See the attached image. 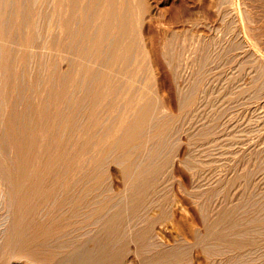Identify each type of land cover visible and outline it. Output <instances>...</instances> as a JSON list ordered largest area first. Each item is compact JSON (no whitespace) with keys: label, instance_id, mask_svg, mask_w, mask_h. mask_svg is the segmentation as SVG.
<instances>
[{"label":"bare ground","instance_id":"bare-ground-1","mask_svg":"<svg viewBox=\"0 0 264 264\" xmlns=\"http://www.w3.org/2000/svg\"><path fill=\"white\" fill-rule=\"evenodd\" d=\"M218 2L225 5L228 34L220 46L210 51L201 36L188 47L174 37L163 42L164 65L174 85L181 83L180 109L172 114L153 90L154 61L141 34L148 12L144 0H0V264H126L130 244L138 260L158 264H175L183 246L199 247L211 264L257 259L264 249V186L256 192L253 180L264 173V54L256 45L263 33L256 39L248 25L236 28L235 0ZM220 63L237 72L220 74L225 85L215 86V100L207 95L205 101V81L214 84L216 70L225 75ZM208 107L204 117L197 116ZM242 113L240 122L236 114ZM186 116L201 117L193 126H202L191 133L224 150L223 163L215 158L225 167L222 176L209 184L216 171H208L218 162L204 158L208 149L199 141L204 156L194 145L213 165L205 162L209 170L202 177H213L206 188L200 177L196 197L204 203L221 197L222 203L210 221L196 199L195 209L208 223L205 236L193 230L191 241L166 246L155 237L153 223L160 218L152 219L150 211L162 200L158 175L165 162H173L177 124ZM217 125L223 135L216 137ZM110 166L133 198L113 190Z\"/></svg>","mask_w":264,"mask_h":264},{"label":"rangeland","instance_id":"rangeland-1","mask_svg":"<svg viewBox=\"0 0 264 264\" xmlns=\"http://www.w3.org/2000/svg\"><path fill=\"white\" fill-rule=\"evenodd\" d=\"M256 1V0H255ZM254 0H235V2L234 3H236L235 5L233 4H231L230 6H231V10L232 11H234V12H232L233 14H235V15H237L238 16V18H237V21L239 22V24H238V22L236 23V22H234L235 24H237L236 25V28H237V26H238V28L239 29H245V27L243 28V26H247L248 25V27L249 28H247L248 29V32L251 30V31H253V33H251V31H250V33L249 34H253L252 35V38H253V36H255V34L256 33H258V31H259V33L260 32H262L263 33V35L262 36H260L259 37V33L257 34L258 36L256 37V39H258V37H259V41L261 42H259L258 40H256L255 42L257 43V41H258V43L259 44H256V45H258L259 46V50L264 54V0H257V2H255ZM144 2H145V5H146V7H147V13H146V17H145V20H144V25L142 26V29H141V34H142V37H143V41H145L144 43L146 44V47H147V49H149L150 48V50H148V52L149 53H151V54H149V55H151L150 56V59L152 60V62L154 61V63H152V65H153V67H154V69H153V72L155 73V75H154V80H155V82H154V92L156 91L157 92V96L161 99V101H164V102H162L163 103V106H165L166 105V109L164 108V111L165 112H167V113H172V114H177L178 112H179V109H180V107H179V109H178V106H179V104L177 103V102H179L178 101V96H179V93L178 92H180L181 90V88H179V87H181V83H179L180 84V86H179V84H177L178 85V88L177 87H175V86H177V85H174V84H176L175 82H177L173 77H172V74H171V72H170V68H169V65L168 66H166L167 65V62L165 61V60H162V59H164L163 58V56H162V53L163 52H165L166 51V43H167V40H169V39H171V38H173L174 37V39H176L175 41H178L179 43H181V41L182 42H184V44H180L182 47H184L185 45H186V47H188L187 45H195V44H198V42H200V41H202L201 40V38L203 39V41L201 42V44L203 43V44H205L206 43V47L211 51V48H212V50L214 49V48H216V45L215 44H218L217 45V47L218 46H220L221 44H222V42H223V40H225V38H226V35H228L227 34V32H226V29H225V19H227V18H225L224 16H223V10L222 9H224V6L225 5H221V8H220V4H219V2H218V0H144ZM254 2V3H253ZM240 7V8H239ZM219 8H220V10H219ZM236 8V9H235ZM150 9V10H149ZM233 9H235L236 10V12L237 13H235V10H233ZM242 10V11H241ZM220 11V12H219ZM220 13V15H219V13ZM245 13V14H244ZM148 14V15H147ZM242 14V15H241ZM244 16V17H243ZM249 16V17H248ZM247 17V18H246ZM221 18H224L223 20H221ZM245 20H244V19ZM247 19H248V21H247ZM244 20V21H243ZM242 21V22H241ZM151 22V23H150ZM222 22H223V24H222ZM247 24H246V23ZM252 22V23H251ZM234 23H232V24H234ZM231 24V25H232ZM235 24L234 25H232V27H235ZM246 24V25H245ZM222 25H223V28H222ZM243 25V26H242ZM226 27H227V24H226ZM260 29H259V28ZM262 27V28H261ZM224 29V30H223ZM255 29H258V30H255ZM262 30V31H261ZM224 31V32H223ZM172 32H175V34H173ZM226 32V33H225ZM254 32H256V33H254ZM172 33V34H171ZM178 33V34H177ZM261 33V34H262ZM169 34H171L170 36H169ZM185 34V35H184ZM188 34V35H187ZM178 35V36H177ZM170 38H169V37ZM189 38H188V37ZM192 36V37H191ZM200 36H201V38H200ZM225 36V38H221V37H224ZM186 37V39H184ZM195 37V38H194ZM198 37V38H197ZM167 38V39H166ZM178 38V39H177ZM187 38L189 39V42L188 41H186L187 40ZM191 38V39H190ZM197 38V40H195ZM200 38V39H199ZM263 38V39H262ZM181 41H180V40ZM184 41H183V40ZM215 39H217V41L215 40ZM221 39H223V40H220ZM164 40V41H163ZM198 40H200V41H198ZM208 40V41H207ZM210 40V41H209ZM214 40V41H213ZM218 40H219V42H220V44H219V42H218ZM193 41H195L196 43H194ZM198 41V42H197ZM216 41V42H215ZM163 42H165V45L163 44ZM211 42V43H210ZM218 42V43H217ZM179 43L177 44V42H175V45H177V49H179L181 46L179 45ZM188 43V44H187ZM193 43V44H192ZM202 44V45H203ZM211 46H210V45ZM213 44V45H212ZM261 44V45H260ZM179 45V46H178ZM184 45V46H183ZM207 45H209V46H207ZM214 45H215V47H214ZM263 45V46H262ZM162 46H164L163 48L165 49H163L162 48ZM204 46V45H203ZM204 46V47H205ZM257 46V47H258ZM157 47V48H156ZM158 49V50H157ZM181 49V48H180ZM183 49V48H182ZM207 49V50H208ZM263 49V50H262ZM161 50H162V52H161ZM157 52H159V53H157ZM154 54H156V55H158V54H160V59L163 61H158V60H160L159 58L156 60L155 58H156V55H154ZM163 54H165V53H163ZM182 54H188V53H183L182 52ZM155 56V57H154ZM159 56V55H158ZM58 57V56H57ZM56 57V58H57ZM52 58V57H51ZM51 58H49V59H51ZM55 58V59H56ZM156 62V63H155ZM161 62V63H160ZM165 62V63H164ZM164 64H166V65H164ZM221 64V63H220ZM219 64V65H220ZM63 65H65V64H63ZM163 66H165V67H163ZM217 66V65H216ZM224 65V63H222L221 64V66H219V67H221V69H218L219 71H225L224 73H225V75L221 72V73H216L217 72V70L216 71H214L215 72V74H217V75H215V74H212V77L214 76V78H217V80H215L214 81V84L211 82V81H205V83L207 84V85H209V87L206 85V84H204V88H205V90L203 89V87H201L202 89H201V94L203 95V96H205V101L207 100L206 99V97H207V95L208 96H211L212 98H213V100H215V96L218 94V93H215V92H217L218 90L216 89V87L219 89L220 88V90H222V87L225 85V82L223 81L224 80V78H226V77H223V76H229V74L228 73H230V75H233L234 74V70L237 72V67L236 66H234L233 65V67L231 66V65H228V66H225ZM160 67V68H159ZM161 67H163V68H161ZM229 67V68H228ZM235 67H236V69H235ZM156 68H158V69H156ZM167 68V69H166ZM224 68H225V70H224ZM233 68V69H232ZM165 70H167V71H165ZM232 70V72H230V71ZM218 71V72H219ZM235 72V73H236ZM169 75H168V74ZM232 73V74H231ZM220 74H222V75H220ZM237 74V73H236ZM160 75V76H159ZM220 75V76H219ZM235 75V74H234ZM166 76V77H165ZM167 76H168V79H167ZM223 78H222V77ZM157 77V78H156ZM172 78V79H171ZM171 80H172V82H171ZM216 81H218L219 83H220V85H219V83L217 82V84L215 83ZM208 82V83H207ZM144 83V81L142 82V84ZM204 83V82H203ZM203 83L201 84L202 86H203ZM214 85V86H213ZM143 86V85H142ZM213 87V89H212V87ZM216 86V87H215ZM218 86H220V87H218ZM211 87V88H210ZM214 89H215V91H214ZM179 90V91H178ZM207 90H209V93H208V91ZM159 91V92H158ZM206 91V92H205ZM205 92V93H204ZM212 92H214V93H212ZM219 92V91H218ZM208 93V94H207ZM212 93V94H211ZM177 94H178V96H177ZM214 94H216V95H214ZM160 95V96H159ZM177 96V97H176ZM211 98V99H212ZM163 99V100H162ZM210 100V99H209ZM217 102V103H216ZM215 102V104H217L218 106H219V104L220 103H218V101H216ZM220 102V101H219ZM165 104V105H164ZM200 105V104H199ZM200 106H202V104L200 105ZM209 108L210 107H208V109H204V110H202L199 114H197V116H199L202 112H204V114H205V112H207L208 110H209ZM244 113V112H243ZM242 113V115L241 114H236L237 116H238V121H240V120H242V121H245L244 120V114ZM202 115H203V113H202ZM202 115H200L201 117H204V115L202 116ZM240 115V116H239ZM197 116H196V118H194L192 121L191 120H189V118H187V116L184 118L183 117V119H181L179 122L180 123H178L177 124V126H178V128H179V130H176V132L177 133H175L177 136H175V134H174V136L177 138V139H179L180 141H176L175 139H173L174 138V136H173V138H171V140H173V142H174V140H175V142L173 143V145L175 144V146H173V147H171V149L173 150V148H174V150L171 152L172 154H171V157L173 156L174 158L171 160V161H173V162H170V161H168V163L167 162H165V164L163 165L164 167L160 170V173L159 174H161V175H158V179H157V181L162 185V190L164 191V192H162L161 194H160V203H158V205L156 204L155 206L157 207H153L152 208V211H150V216H151V218L152 219H158V218H160V219H158V222L157 221H155V223H153V226H154V234H155V237H156V239H157V241L158 242H160V244H162V245H168V246H171V245H173L174 243H175V240L177 239H179V240H184L185 238V240L186 241H191V239L193 238L191 235H193L192 233H193V230H194V232H196V231H198L199 230V232L201 233H199V235H202V237L203 236H205V234H206V227H207V224L208 223H205L204 222V220H202L203 218L201 217V215L199 216V214H200V212H199V210H197L198 209V207H197V205H199V204H204V206H205V210H208L209 211V216H208V218H209V220L211 221V219H212V217L210 216L211 214L210 213H212V211L214 210L213 208H214V206H217V205H221V203H222V201H221V197L219 198V197H217V198H215L216 199V201L214 202L213 200L212 201H207L206 203H207V205L210 207H206V203H204V201H205V199L203 198L201 201H199L198 199H197V197H196V195H197V191L200 189V186H198V185H200V180H201V178H203L202 177V175L204 174L205 175V172L204 171H208L209 170V167L212 165V164H214V163H216V162H218L219 160V162L221 163H223V156H224V154H223V149L221 148H218L219 147V145L218 146H216L217 144H215L214 143V145H212V147H211V144L212 143H209V145H208V143H207V138H206V140L204 139V140H202V138H200V137H197V136H195L194 135V133L196 132L195 130L196 129H198L199 128V126L200 125H196V126H198V128H196V126H193L194 125V123L195 124H197V122L196 121H198L197 119L199 118H197ZM206 116V115H205ZM201 117L199 118V119H201ZM235 118V117H234ZM242 118V119H241ZM196 119V120H195ZM203 119V118H202ZM189 121H191V122H189ZM224 121V120H223ZM222 121V122H223ZM242 121H240V122H242ZM183 124H182V123ZM188 122V124H186ZM225 122H226V119H225ZM239 122V123H240ZM191 123V124H190ZM193 123V124H192ZM186 124V125H185ZM203 124H205V123H203ZM225 123L223 122V123H220V124H218V125H221V127H224V130H225V125H224ZM183 125H185L186 127L184 128L183 127ZM192 125V126H191ZM217 125V126H218ZM222 125H224V126H222ZM202 126V125H201ZM200 126V127H201ZM187 127H189V128H187ZM220 127V129H219V126H218V128L216 129H214V132H216L215 130H221L222 131V129L223 128H221ZM180 128H182L181 130H182V132H181V130H180ZM196 128V129H195ZM184 129V130H183ZM189 129V130H188ZM192 129H193V132L194 133H191L192 132ZM186 130H188L189 131V134H187L188 133V131L187 132H184V131H186ZM191 130V131H190ZM221 131H218V132H216V134H215V136L217 137V135L218 134H220V132ZM224 133L226 132V130L225 131H223ZM223 132H222V134H220V135H223ZM179 134V135H178ZM188 135V136H187ZM192 135H194V136H192ZM191 136V137H190ZM193 137H194V139L195 140H193ZM192 138V139H191ZM196 138H197V140H196ZM199 139V140H198ZM200 139L202 140V141H206V143L205 142H202V141H200ZM212 139V138H211ZM197 141H199V142H197ZM194 142V143H193ZM198 143L201 145V146H204L203 148H204V150H206L205 148L207 147V149L209 150V153H208V150H206L207 151V153L206 154H209V155H205L204 156V151L202 152L201 151V148L199 149V147H200V145L198 146ZM189 145L191 146V147H194V148H189ZM194 145H196L197 147H198V149H199V151H201V153L203 154V156H204V158L206 159L207 157H210V158H208V160H211L212 161V164H210V162L211 161H208V160H206L205 162L207 163V164H209V167L207 166V170H205V162H204V158L202 157V156H200V152L198 151V154L199 155H197V151H194V150H198L197 149V147L196 146H194ZM208 146H210L211 147V149H209L210 147H208ZM214 146V147H213ZM216 147V148H215ZM181 148V149H180ZM212 148L213 149H216V151H214L213 152V150H212ZM217 148L219 149V150H217ZM192 149V150H191ZM210 150H211V152H212V154L214 155H212L211 153H210ZM176 151V152H175ZM178 151V152H177ZM218 151L220 152V153H218ZM194 152V153H193ZM189 154V155H188ZM201 154V155H202ZM222 155V157H221V155ZM193 155H195V157H196V155L197 156H199L198 158H195ZM210 155H212V158H211V156ZM218 155H220V156H218ZM185 156H188L187 158L185 157ZM190 156H192L191 158H190ZM216 156H218V157H216ZM177 157H179V158H177ZM204 159H202V158ZM185 158V159H184ZM195 158V159H194ZM215 158H217V160L215 159ZM224 158H225V156H224ZM187 159V161L189 160V163H187V161H185ZM200 159H202L203 160V162H202V160H199ZM212 159H215L216 161L214 162V160H212ZM183 160L185 161V163H183ZM194 160H196L197 161V164H199V165H197L196 164V162L194 161ZM192 161H194V163L196 164V165H194V164H192L193 162ZM191 162V163H190ZM219 162L217 163V165L216 164H214V169H213V167H212V169L214 170H212V171H208V173H215V171H216V174L218 175L219 173L221 174L222 173V171H223V169H225V167H223L224 165L223 164H221V165H223L222 167H221V165L219 164ZM180 163V164H179ZM202 163H204V164H202ZM167 164V165H166ZM186 164H187V166H186ZM204 166V168L202 167L201 168V166L202 165ZM220 166H219V165ZM184 165H185V167H184ZM188 165H189V167H188ZM245 166L246 167V165H245V162H242L241 163V168L243 167V166ZM172 166V167H171ZM190 166H194V167H198V166H200L199 167V169L196 171V168H194V167H190ZM216 166V167H215ZM171 168L170 170H169V168ZM220 169H219V168ZM245 167H243V168H245ZM110 168V170H109V172H110V174H112L111 176V184H112V188H113V190L114 191H119V192H125V196L126 195H129V194H132L131 193V191H127L126 192V190L125 189H123L124 187V185H123V181H122V179L121 178H119V176L117 175V172H115V167H113V166H110L109 167ZM114 168V169H113ZM188 168H190L189 170H188ZM194 170H193V169ZM242 168V169H243ZM165 169V170H164ZM174 169V170H173ZM200 169L202 170V171H200ZM218 169L220 170V172L218 171ZM172 170V171H171ZM211 170V169H210ZM167 171V172H166ZM168 171H170V172H168ZM182 171V172H181ZM198 171H200V172H198ZM115 172V173H114ZM204 172V173H203ZM219 172V173H218ZM164 173V174H163ZM188 173V174H187ZM198 173V174H197ZM208 173H206V175L208 174ZM224 173V172H223ZM116 174V175H115ZM167 174V175H166ZM197 175V177H196V175ZM216 174H213L214 175V179L212 178L213 177V175L211 176V174H208V176H206L207 177V179L204 177L203 178V181H205V182H203V181H201V182H203V184L201 183V186L203 185V187L205 186V188H206V185L209 183V184H213V183H217L216 182V180H217V178L216 177H219V176H222V174L220 175H218V176H215ZM264 173H261V175H260V173H258L257 175H256V177L255 178H253V180L255 181L254 183H255V187H256V183L258 184L257 185V188H255V189H257L256 190V192H260V191H262L263 190V188L264 187H262V186H264L263 184H264V176H262ZM195 175V176H194ZM200 175V176H199ZM203 175V176H204ZM260 175V177H258ZM165 176H166V179H165ZM209 176L212 178V180H214V181H210L211 179H209ZM189 177H190V179H189ZM201 177V178H200ZM209 179V180H208ZM216 179V180H215ZM256 179V180H255ZM160 180H162V182L160 181ZM193 180V181H192ZM206 180H208V181H206ZM165 182V183H164ZM197 182V183H196ZM208 182V183H207ZM261 182H263V183H261ZM205 183V184H204ZM192 184V185H191ZM208 184V185H209ZM259 184H260V186H259ZM164 185V186H163ZM195 185V186H194ZM196 185L198 186V187H196ZM262 185V186H261ZM166 186H167V188H166ZM123 187V188H122ZM262 187V190H260V188ZM120 188V189H119ZM165 188V189H164ZM198 188V189H197ZM195 189V190H194ZM201 189H202V187H201ZM161 189H160V191H162ZM260 190V191H259ZM169 192V193H168ZM164 194H165V196H166V198L165 197H163L164 196ZM167 194V195H166ZM130 196V197H129ZM128 196V198H131L132 196L131 195H129ZM162 197V198H161ZM195 199H194V198ZM133 198V197H132ZM219 198V199H218ZM197 199V202L195 201ZM218 199V200H217ZM166 200V201H165ZM172 200V201H171ZM220 200V201H219ZM218 201L219 202H221V203H218ZM195 202H196V206H195ZM167 203H168V205H167ZM199 203V204H198ZM216 203V205H214ZM224 204H226V202L224 203ZM167 205V206H166ZM213 205V206H212ZM195 206V207H194ZM224 207H225V205H223ZM195 208H197V209H195ZM207 208V209H206ZM218 208V207H217ZM168 210V211H167ZM163 211H164V213H163ZM196 211L198 212L197 214H196ZM208 211H206L207 213H208ZM163 215H162V214ZM165 215V216H164ZM154 216V217H153ZM164 216V217H163ZM248 215H246V217H247ZM163 217V218H162ZM245 217V218H246ZM208 220V221H209ZM204 226V227H203ZM203 227V228H202ZM193 228V229H192ZM202 228V229H201ZM192 229V230H191ZM203 231V232H202ZM188 233V234H187ZM198 233H196V234H198ZM203 233H205V234H203ZM157 234V235H156ZM191 234V235H190ZM195 234V233H194ZM158 236V237H157ZM192 237V238H191ZM187 239H189V240H187ZM184 240V241H185ZM185 245V244H184ZM130 247H131V249H130V251H129V254H128V258H127V260H126V264H158V262H152V261H149L148 262V260H144L143 262L141 261V260H138L139 259V257L137 256V254L134 252L135 250H133V249H135V247H134V245L133 244H130ZM186 250H185V249ZM195 248V249H194ZM133 250V251H132ZM184 251V252H183ZM186 251V252H185ZM189 251V252H188ZM262 251L264 252V249L263 250H261V251H259L258 253L259 254H256L255 255V258H257V259H254V257H252V258H250L251 259V261H253V262H255V260L257 261L258 259H260L261 258V260H260V264H263L264 263V253L262 254L263 255V258H262V255H261V253H262ZM180 252H181V254H180ZM180 252H178V257L176 256L175 258H176V260H175V264H211V262H209V259H207L206 258V256H204L203 255V252L201 251V249L199 248V247H193V249L191 250V249H187L186 248V246H183L182 247V249L180 250ZM199 252V253H198ZM183 253V254H182ZM189 253V254H188ZM229 256H230V254H228ZM259 255H261V257H259ZM9 256V255H8ZM180 257V258H179ZM245 257V256H244ZM244 257H242L241 259H240V261H239V263L238 264H241V261H242V263L243 264H247V263H249V264H256V262L255 263H253V262H251V261H249L248 262V260H249V258H244ZM8 259L10 258V256L9 257H7ZM137 258V259H136ZM184 258V259H183ZM190 258V259H189ZM178 259V260H177ZM189 259V260H188ZM206 259V260H205ZM183 260V261H182ZM208 260V261H207ZM263 260V261H262ZM12 261V262H11ZM9 263L10 264H20L19 262L20 261H15V260H11ZM181 261V262H180ZM211 261V260H210ZM259 261V260H258ZM258 261H257V264H259L258 263ZM17 262V263H16ZM160 264H162L163 263V261H161L160 260ZM208 262V263H207ZM263 262V263H262ZM21 264H24V262H22L21 261Z\"/></svg>","mask_w":264,"mask_h":264}]
</instances>
